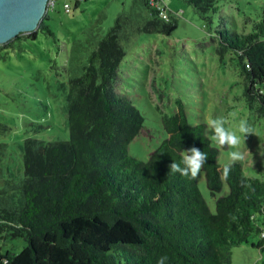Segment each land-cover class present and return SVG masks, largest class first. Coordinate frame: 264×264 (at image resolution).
I'll list each match as a JSON object with an SVG mask.
<instances>
[{
	"label": "trees",
	"instance_id": "obj_1",
	"mask_svg": "<svg viewBox=\"0 0 264 264\" xmlns=\"http://www.w3.org/2000/svg\"><path fill=\"white\" fill-rule=\"evenodd\" d=\"M187 2L212 22L216 0ZM133 6L139 11L118 15L103 35L87 36L92 49L80 74L67 81L68 139L24 138L18 182L3 169L6 145L0 143V238L26 242L18 253L0 249V264H157L161 256L166 264H230L231 248L248 243L263 251L264 264V179L247 175L239 162L224 179L230 162L219 163L206 123H191L179 100L170 115L160 116L166 136L146 160L129 154V144L151 130L131 95L116 89L126 54L121 41L134 32L170 35L176 28L165 7L167 20L149 0H133ZM141 9L149 14L145 20ZM50 11L27 39L39 31L52 35ZM214 34L219 58L234 61L245 100L264 117V8L254 30L223 24ZM193 146L208 155L201 171L214 211L196 179L169 172L168 165L180 163Z\"/></svg>",
	"mask_w": 264,
	"mask_h": 264
},
{
	"label": "rangeland",
	"instance_id": "obj_2",
	"mask_svg": "<svg viewBox=\"0 0 264 264\" xmlns=\"http://www.w3.org/2000/svg\"><path fill=\"white\" fill-rule=\"evenodd\" d=\"M78 1L76 5L75 0H58L49 12L52 35L39 31L36 39L29 40L24 33L12 47L0 51V143L6 145L2 165L4 171L17 174L15 182L22 178L20 146L24 138L68 139L67 81L69 76L80 74L82 60L92 49L87 36L92 31L101 36L118 15L139 11L133 0ZM164 2L166 11L176 19V28L170 35L134 32L121 41L126 54L120 63L116 89L131 95L144 116L145 126L151 130V136L146 130L129 144V154L146 160L166 136L159 126L160 116L170 115L179 100L191 123L225 117V126L229 127L240 119L247 120L253 134L241 143V149L248 153L242 165L247 175L264 179V117L245 100L243 78L234 61L229 55L219 58L214 34L223 24L239 32L254 30L264 0H216L215 11L209 14L211 23L187 0ZM66 5L68 12L64 10ZM140 16L145 20L149 14L141 9ZM208 135L211 138L209 129ZM212 143L220 149L219 163L230 162L229 153L235 149ZM196 181L214 211V199L202 171ZM225 191L226 187L222 194ZM258 237L254 236L253 241ZM25 244L18 237L0 238L3 252L18 253ZM262 255L263 251L250 243L233 246L230 264H260Z\"/></svg>",
	"mask_w": 264,
	"mask_h": 264
},
{
	"label": "clouds",
	"instance_id": "obj_3",
	"mask_svg": "<svg viewBox=\"0 0 264 264\" xmlns=\"http://www.w3.org/2000/svg\"><path fill=\"white\" fill-rule=\"evenodd\" d=\"M233 117L235 113L231 114ZM228 120L225 117L208 118L207 128L211 131V140L221 147L235 149L229 153L230 163L225 165L222 170V177L227 179L231 173L232 165L243 163L247 159V152L241 149L242 141L245 142L248 135L253 134V129L245 119H240L234 126L226 127ZM208 161L206 152L193 146L184 150L180 163L173 161L168 165L169 172L179 173L181 176L196 179ZM167 256H161L157 264H166Z\"/></svg>",
	"mask_w": 264,
	"mask_h": 264
},
{
	"label": "water",
	"instance_id": "obj_4",
	"mask_svg": "<svg viewBox=\"0 0 264 264\" xmlns=\"http://www.w3.org/2000/svg\"><path fill=\"white\" fill-rule=\"evenodd\" d=\"M48 0H0V45L37 29Z\"/></svg>",
	"mask_w": 264,
	"mask_h": 264
},
{
	"label": "built area",
	"instance_id": "obj_5",
	"mask_svg": "<svg viewBox=\"0 0 264 264\" xmlns=\"http://www.w3.org/2000/svg\"><path fill=\"white\" fill-rule=\"evenodd\" d=\"M58 0H48L47 1V5H46V12L49 11V10H53L57 4ZM150 4L153 5V6H156V7H159L161 8V11L159 12V15L162 19L164 20H167L168 19V16H167V13L166 11L163 9V7H160L159 5H157V0H149ZM64 10L66 12H68L70 9L69 7L66 5L64 7Z\"/></svg>",
	"mask_w": 264,
	"mask_h": 264
},
{
	"label": "crops",
	"instance_id": "obj_6",
	"mask_svg": "<svg viewBox=\"0 0 264 264\" xmlns=\"http://www.w3.org/2000/svg\"><path fill=\"white\" fill-rule=\"evenodd\" d=\"M157 5H159L160 7L166 8L164 0H157Z\"/></svg>",
	"mask_w": 264,
	"mask_h": 264
}]
</instances>
